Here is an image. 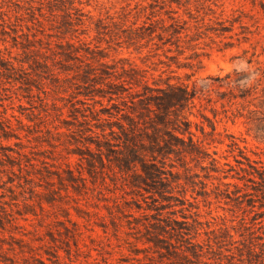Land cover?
<instances>
[{"label":"rangeland","instance_id":"1","mask_svg":"<svg viewBox=\"0 0 264 264\" xmlns=\"http://www.w3.org/2000/svg\"><path fill=\"white\" fill-rule=\"evenodd\" d=\"M263 87L264 0H0V264H264Z\"/></svg>","mask_w":264,"mask_h":264},{"label":"trees","instance_id":"2","mask_svg":"<svg viewBox=\"0 0 264 264\" xmlns=\"http://www.w3.org/2000/svg\"><path fill=\"white\" fill-rule=\"evenodd\" d=\"M263 96L259 99V102L256 103V108L252 109V112L257 113L258 111H260L261 113H263L264 116V87H263ZM252 122H255V119L252 118ZM257 138H262L264 137V135L260 136V135H256Z\"/></svg>","mask_w":264,"mask_h":264}]
</instances>
